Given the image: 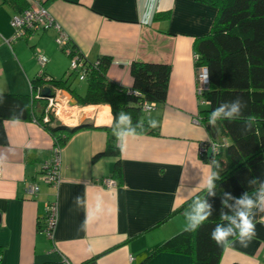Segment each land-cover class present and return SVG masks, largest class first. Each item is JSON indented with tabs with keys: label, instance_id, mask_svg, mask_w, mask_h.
Listing matches in <instances>:
<instances>
[{
	"label": "crops",
	"instance_id": "crops-1",
	"mask_svg": "<svg viewBox=\"0 0 264 264\" xmlns=\"http://www.w3.org/2000/svg\"><path fill=\"white\" fill-rule=\"evenodd\" d=\"M18 2L11 6L12 15L26 8L24 0ZM45 6L69 48L90 63L110 58L107 78L121 87H132L129 69L134 62L168 66L167 98L144 116L146 123L156 121L158 133L130 136L118 158L93 160L106 147L105 130L113 116L107 104L79 105L87 85L78 77L66 82L73 93L64 88L51 93L58 112L49 115V124L42 100L31 119L3 120L0 264H141L149 257L146 264H191L187 256L152 254L184 231V211L192 201L179 210L192 198H203L214 172L201 156L213 132L200 115L208 104H200L197 92L203 66L195 65L194 43L210 33L217 10L196 0H45ZM12 35L0 36V93L33 95L30 83L41 70L35 52L47 58L46 74L64 80L71 59L56 43V28L34 34L37 40L20 39L9 46L6 40ZM72 80L79 82L76 88ZM83 119L93 127L55 146L47 126L75 127ZM214 130L216 140L227 146L228 139ZM57 158L55 186L41 180L40 169ZM117 161L119 175L114 173ZM107 179L117 186L108 188ZM30 184L39 187L34 195L27 192ZM48 204L56 207L52 238L43 233ZM255 223L256 235L247 246L231 240L219 264H264V217Z\"/></svg>",
	"mask_w": 264,
	"mask_h": 264
},
{
	"label": "trees",
	"instance_id": "trees-1",
	"mask_svg": "<svg viewBox=\"0 0 264 264\" xmlns=\"http://www.w3.org/2000/svg\"><path fill=\"white\" fill-rule=\"evenodd\" d=\"M11 1L13 5L19 0ZM196 1L217 10L210 33L194 43L197 56L195 65L205 67L209 74L208 85L202 95L208 106L204 111H200V115L206 116L204 120H208L209 114L222 102L241 97L247 103L245 116L251 115L255 120L251 131L245 134L241 132L243 120L217 122L215 127L220 130V135L228 139L229 144L224 146L217 139L218 153L209 159L206 154L201 155L205 161L212 164L213 170L219 172L221 177L216 181V196L207 197L213 204V215L197 231L184 230L161 244L152 256L164 252L190 257L191 264H219L225 247L217 246L210 233L213 227L221 222L223 192H229L234 197L241 196L245 191L251 195L255 186L250 187L248 180L254 177L264 180V0ZM7 3L10 4V1ZM67 48L70 50L68 56H76L82 65L80 70L83 71L87 85L84 96L78 97L79 105L107 104L113 116L111 127L105 130L108 134L106 147L102 153L95 155L93 160L102 156L119 157L120 151L115 145L116 137L113 135V123L115 115L120 111L131 114L134 127L138 121L143 122L144 128L136 127V134L158 133V127H149L144 121L146 113L143 112V105L146 102L156 105L165 103L170 78L168 66L134 62L129 69L132 87L124 88L107 78L110 58L103 56L90 63L75 48ZM71 77H78V70L73 71ZM66 82L62 78H52L41 69L31 80L32 96L0 93V145L6 144L3 120L31 119L35 106L47 97L41 95L45 87L50 89V95L54 89L61 88L73 93L70 84ZM84 128L62 124L47 126L57 147ZM213 161L220 165L219 169ZM114 173H120L119 161L114 165ZM206 195L204 190L203 197ZM193 199L187 201L179 211ZM262 217L264 213L257 214L255 222ZM148 259L141 264H146Z\"/></svg>",
	"mask_w": 264,
	"mask_h": 264
},
{
	"label": "clouds",
	"instance_id": "clouds-1",
	"mask_svg": "<svg viewBox=\"0 0 264 264\" xmlns=\"http://www.w3.org/2000/svg\"><path fill=\"white\" fill-rule=\"evenodd\" d=\"M208 77L209 74L206 71L203 78L205 83L208 82ZM246 107L247 103L241 97L222 102L209 114L208 123L215 127L217 122L221 120L228 122L243 120L241 132L245 134L251 131L255 120V117L251 115L245 116ZM148 126L156 127V121L150 120ZM136 127L144 128V124L138 121L134 127L130 113L120 111L115 115L113 135L116 137L117 147L122 153L127 149L129 137L135 136ZM213 164L219 169L220 165L216 161H213ZM220 179L219 172H212L205 185L207 195L203 198H194L188 208L185 209V231H197L213 215V204L209 202L207 197L216 196V181ZM248 184L250 187L255 186L254 193L251 195L245 191L241 196L234 197L229 192H223L220 210L221 222L217 223L210 233L211 239L217 246L226 247L230 244L231 239H237L242 246L246 247L256 235L255 218L257 214L264 213V180L254 177L248 180ZM225 209L228 211L226 212Z\"/></svg>",
	"mask_w": 264,
	"mask_h": 264
},
{
	"label": "built area",
	"instance_id": "built-area-1",
	"mask_svg": "<svg viewBox=\"0 0 264 264\" xmlns=\"http://www.w3.org/2000/svg\"><path fill=\"white\" fill-rule=\"evenodd\" d=\"M26 3V8L22 11L15 13L10 21V25L13 29V35L10 40H6V43L10 46L11 43H13L16 40L20 39H30L32 36L36 33H41L49 30L50 28L54 27L59 32V37L56 40V43L60 48H63L64 51L67 52V54L70 53V50L68 47V40L66 36L61 31V28L58 24L54 23V20L50 16L46 6H45V0H24ZM34 57L36 61L41 66V69L45 66V64L48 62L47 58L42 54L41 52H35ZM71 64H70V71L78 70V79L80 81H84L85 77L83 74V71L80 70L82 65L78 62V59L76 56H73L70 58ZM194 60H197V56L194 55ZM207 69L205 67H200L198 69V87L197 92L200 98V104L206 105L208 104L206 100L202 97L203 93L206 90V87L208 85V82H204V75ZM38 97V96H37ZM46 102V109L45 113L48 114L44 121L46 123H49V115L52 114L53 116L56 115L58 112V106L57 101L54 96H47L44 98ZM154 109V103H144L143 105V112L146 114H149ZM213 147V154L218 153L219 145L217 143L212 144ZM58 148H56V151ZM201 154H205V151L201 150ZM58 158L54 159L52 162L44 163L41 166V180L50 183L53 185H57L59 183V167H58ZM104 184L108 188H115L117 186L116 182L107 179L104 181ZM39 191V187L37 184H30V186L27 188V192L29 194H36ZM56 207L54 205H47L46 206V218L44 222L43 227V233L48 236V238H52L53 230L56 225ZM65 262V260H64Z\"/></svg>",
	"mask_w": 264,
	"mask_h": 264
},
{
	"label": "rangeland",
	"instance_id": "rangeland-1",
	"mask_svg": "<svg viewBox=\"0 0 264 264\" xmlns=\"http://www.w3.org/2000/svg\"><path fill=\"white\" fill-rule=\"evenodd\" d=\"M7 1H10V0H0V36L1 37H2V35L4 36L7 33L13 34V29L10 25V20L13 16L12 15V8H11L12 1H10V4H8ZM1 37H0V40L2 39ZM34 38H35V36H33L31 38V40ZM73 83H74V88H76L75 86H78V84H79V82L77 80H72L71 84H73Z\"/></svg>",
	"mask_w": 264,
	"mask_h": 264
},
{
	"label": "water",
	"instance_id": "water-1",
	"mask_svg": "<svg viewBox=\"0 0 264 264\" xmlns=\"http://www.w3.org/2000/svg\"><path fill=\"white\" fill-rule=\"evenodd\" d=\"M71 76H73V72L72 71H69L67 73V75L65 76L64 78V81H67ZM74 78V77H73ZM41 95L42 96H49L50 95V89L48 87H45L44 89H42L41 91ZM76 100H74V104H76ZM76 126H80V127H85V128H92L93 127V123L92 121H85L84 119L83 120H80V122L76 125ZM208 129L211 130L213 133H212V141L209 142L205 148H203L202 150L205 151V154L207 156V158H211L213 156V147H212V144L215 143L216 141V138H217V134L214 132V127L213 126H208Z\"/></svg>",
	"mask_w": 264,
	"mask_h": 264
}]
</instances>
